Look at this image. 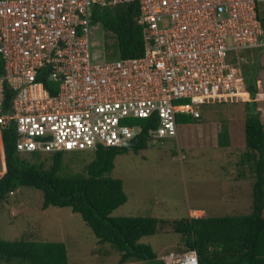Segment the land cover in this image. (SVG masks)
Instances as JSON below:
<instances>
[{"label":"built area","instance_id":"1","mask_svg":"<svg viewBox=\"0 0 264 264\" xmlns=\"http://www.w3.org/2000/svg\"><path fill=\"white\" fill-rule=\"evenodd\" d=\"M130 1L144 53L93 62L92 7ZM263 46L258 0H0V135L14 124L21 152L121 146L156 116L150 137L175 138L179 114L243 94L242 52ZM160 259L199 264L193 248Z\"/></svg>","mask_w":264,"mask_h":264},{"label":"rangeland","instance_id":"2","mask_svg":"<svg viewBox=\"0 0 264 264\" xmlns=\"http://www.w3.org/2000/svg\"><path fill=\"white\" fill-rule=\"evenodd\" d=\"M258 9L264 17V0H258ZM90 31L91 60H109L115 49V35L101 21L91 22ZM251 52L252 57L247 59L245 66L248 74L256 73L260 80L256 104L249 107L244 101L201 104L198 108L200 119L183 122L177 117L175 138L156 141L137 151L127 147L115 156L113 169L107 173L122 180L127 196L111 216L141 215L164 219L157 224L154 234L139 239V242L149 244L158 258L185 247L181 234L174 231L173 222L187 217L190 210L200 209L195 212L198 216L251 212L252 172L247 163L242 166L237 162L245 151L246 114L257 110L264 126V46ZM179 101L189 102L188 99ZM223 128L230 134L227 146L218 144V134ZM93 157V150L66 151L60 173L81 172ZM40 159H44L46 165L50 163L48 153L41 154ZM4 171L0 135V176ZM42 200L41 190L35 187L15 188L1 204L0 237L62 241L66 244L68 264H119L120 252L110 243L99 242L78 213L72 212L70 207L50 205L42 209ZM16 207L18 214L13 216L10 212L17 211ZM16 261L25 264L20 259H14L12 263Z\"/></svg>","mask_w":264,"mask_h":264},{"label":"trees","instance_id":"3","mask_svg":"<svg viewBox=\"0 0 264 264\" xmlns=\"http://www.w3.org/2000/svg\"><path fill=\"white\" fill-rule=\"evenodd\" d=\"M91 11L92 22L101 21L115 35V49L110 53L109 60L137 57L144 53V30L138 20V2H122L102 8L94 6ZM260 18L264 25L261 14ZM254 49L248 48L242 54L248 59L252 57L251 51ZM245 63L242 67V95L245 96L241 95L231 101H244L245 106L249 107L257 103L259 78L256 73H247ZM188 100L191 102V99ZM204 103L221 101L201 102L197 108ZM200 117L178 115L183 122H191ZM138 120L142 129L136 137L137 143L131 147L134 151L160 141L154 140L148 133L156 126V116ZM1 135L5 171L0 176V208L15 188L35 187L42 192V209L50 205L70 207L91 228L99 242L110 243L120 252L119 264L129 261L136 264L141 261L145 264H164L149 244L139 242L141 237L154 234L157 224L164 219L141 215L111 216L127 200V196L122 180L107 173L113 169L115 156L127 147L98 145L94 149H85L93 150L94 157L84 169L63 175L60 172L66 150L21 152L16 148L18 135L12 123L2 127ZM229 137L228 130L223 128L218 134V144L227 146ZM244 143L245 151L237 163L242 166L247 163L252 172L251 212L222 216L188 215L173 222L174 231L181 234L185 246L178 251L195 249L199 264H264V126L257 110L246 114ZM43 153L49 155L48 165L44 159H40ZM17 214L18 211L14 216ZM14 259H20L25 264H68L64 242H40L23 237L7 240L0 237V262L13 264ZM15 264H19V261Z\"/></svg>","mask_w":264,"mask_h":264},{"label":"crops","instance_id":"4","mask_svg":"<svg viewBox=\"0 0 264 264\" xmlns=\"http://www.w3.org/2000/svg\"><path fill=\"white\" fill-rule=\"evenodd\" d=\"M259 81H260V80H257V86H259V84H260ZM16 208H17V211H18V207H16ZM17 211L14 210V212L11 211L10 213L14 216V215L17 213ZM192 211H201V210H200V209H193V210H190V211H189V215H190V212H192ZM43 237L45 238V237H48V236H43ZM51 242H52V241H51ZM57 242H59V241H57ZM60 242H62V241H60Z\"/></svg>","mask_w":264,"mask_h":264},{"label":"water","instance_id":"5","mask_svg":"<svg viewBox=\"0 0 264 264\" xmlns=\"http://www.w3.org/2000/svg\"><path fill=\"white\" fill-rule=\"evenodd\" d=\"M137 141H138L137 139L130 140V141L125 142L123 145L125 147L131 148L133 145H135L137 143Z\"/></svg>","mask_w":264,"mask_h":264},{"label":"bare ground","instance_id":"6","mask_svg":"<svg viewBox=\"0 0 264 264\" xmlns=\"http://www.w3.org/2000/svg\"><path fill=\"white\" fill-rule=\"evenodd\" d=\"M242 96H245V95H242Z\"/></svg>","mask_w":264,"mask_h":264},{"label":"clouds","instance_id":"7","mask_svg":"<svg viewBox=\"0 0 264 264\" xmlns=\"http://www.w3.org/2000/svg\"><path fill=\"white\" fill-rule=\"evenodd\" d=\"M175 251H178V250H175Z\"/></svg>","mask_w":264,"mask_h":264}]
</instances>
